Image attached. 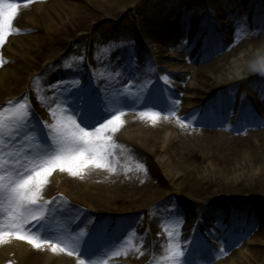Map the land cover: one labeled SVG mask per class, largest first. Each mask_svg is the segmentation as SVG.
Returning a JSON list of instances; mask_svg holds the SVG:
<instances>
[{
	"label": "rangeland",
	"instance_id": "rangeland-1",
	"mask_svg": "<svg viewBox=\"0 0 264 264\" xmlns=\"http://www.w3.org/2000/svg\"><path fill=\"white\" fill-rule=\"evenodd\" d=\"M62 1L74 5L73 12L80 6L82 7V13L77 11L84 22L87 23V27L73 34L68 42L59 45H35L29 42L30 39L43 38L45 36L44 33H21L19 37H15V40L8 44V49L3 53V59L6 63H4L5 70L2 73L8 72L7 70L12 71L8 72L11 79L7 81V78H1L2 75H0V90L3 92V95L0 96V109L7 106L9 100L22 99L27 96L31 109L38 108V110L45 113V118H48L46 107L53 108L60 102L53 105V103L48 102L50 99L44 94L42 89L40 94L34 90L35 84L39 86L38 80L42 81L45 76L52 72L53 79L50 80L48 85L45 86L43 84L44 89L57 80H64L65 84L70 87L75 85L74 81L68 79V77L73 74L79 75L83 72L79 76L82 77L80 84H83L90 75L96 78L101 74H105V72L109 73L110 69L120 63V61L116 60V57L126 56L127 50L134 52V64L145 57L147 60L149 59L157 63L161 71L164 70L169 73H171V70L176 73L183 72L180 75L185 76H175L178 78V80H175L162 71V76L158 79V85H161V89L170 94L174 90L178 96L189 99L191 103H194L193 106L196 107L197 103L203 100L207 101L210 98L212 99V96L217 94V92H211L209 93L211 96L202 95L199 90L208 89L204 87L203 83L198 82V80L208 78L210 75L209 68L213 63H216L222 68L226 66L227 62H229L227 65L229 66L232 61H235L234 58L225 61L235 51V48H237L235 47V43H231L230 41L232 39V33L234 32L237 35L236 25L238 23L241 24L242 21L249 18L247 12L242 17L235 15L234 7L237 6V2L245 4L243 0H206V4H209L212 11H214L210 15L213 18L212 23L217 24V21L220 22V39L223 41V48L214 52L211 59L209 58L204 62L201 59L190 62V60H184L185 57L181 58L180 55L183 54L178 50H171V47H166L162 40L165 35L173 36V34H169L167 31L171 25H175L179 21L178 19L184 8L189 6L197 14L200 8L205 5L196 4L198 0H123L118 4L115 3L114 7L110 10L106 9L104 12L99 11L96 14L94 13L91 18V9H85L88 8V5L83 2L84 0H58V2ZM247 1L249 6H251V1ZM260 1L264 6V0ZM32 7L37 9L36 14H44L45 5L33 4ZM36 9H34L33 13H35ZM31 13L32 11H30ZM65 16L64 23H70L69 15L64 13L63 17ZM260 18L263 19L264 17L261 16ZM33 34L39 35L38 37H33ZM207 39L209 40V36ZM220 39H212V42L217 44L220 42ZM257 48L260 47H255L251 50L254 58L261 60L264 58V49ZM168 50H171V57H169ZM184 54L188 56V54ZM81 57L83 58L82 60L80 59ZM110 60L111 63H109ZM224 62L226 63L223 65ZM24 64H27V66L21 72L22 74L19 75V70ZM67 65H71V68H68ZM185 65L188 67L187 69ZM13 66L18 67L15 70ZM75 68L77 69L71 75H63L67 71ZM150 70L152 73L151 65ZM261 70L263 76L264 66H261ZM165 75L169 77L167 84L163 80ZM144 76L143 78H145ZM260 80L263 81L254 82L245 86L246 89L244 92L233 100L232 108L238 106L239 103H243L247 110L250 109L253 112L254 107L263 100L264 78ZM18 81L20 83L23 82V84L20 86ZM199 84L200 86L198 88L197 85ZM99 85H103V82L98 80L94 86ZM188 86L190 87L189 94L187 92ZM157 88L160 87L157 86ZM54 93L60 95L57 87L54 88ZM192 98H194L195 102L192 101ZM59 105L62 106L64 104L60 103ZM177 111L181 112L183 110L177 108ZM254 115L260 121L261 113L259 114V111H254ZM254 117L251 116L252 119ZM249 126L251 132L247 135L245 133L241 134V136L223 133L211 136L200 133V131L195 132L197 129L193 132L188 128H181L179 135L177 134V137L180 138L177 140L180 146L190 149V151L184 149L182 152L191 154L193 161L190 162L194 163L191 168H198L197 173L189 174L182 173L181 171L180 174L178 173L176 175V179L173 182L167 177H164L165 186L163 183L162 185L160 184L159 188L142 189L141 191H144V193L137 197L140 201L139 208L130 210L118 207L119 205H114L113 208L104 210L96 206V208L90 206L94 208L92 210L85 207L87 211H96L99 214L94 216L93 221L96 220L95 218H105L112 227H116L115 239L119 241V246H123L124 249L115 247L113 252H119L118 255L114 254L115 257L120 254L124 255L130 259V263L128 264H167L162 259L166 254L168 243L165 225L167 231H173L174 233L179 231L181 246L191 252L193 249L188 241L192 240L194 223L197 216L200 215H204L206 220L204 221L205 229L202 233L203 235L198 236V241L213 243L219 237L224 239L234 236L236 233L231 232V227L222 229L223 222H210L213 218H216L214 215L217 212H219L218 214L226 212L223 214L225 216L226 214L233 213V210H236V219H240V221L242 219V223L245 221V218H241L239 212L246 211L242 215L244 213L246 215L252 213L255 220H257V225L250 231V234L256 232L257 228H262L258 234L263 233L264 129L253 126L252 123ZM216 128L218 127L216 126L214 129ZM185 167L183 166L182 170H186ZM88 170L90 173V169ZM185 174L187 176L186 179L180 176ZM196 174L206 176L210 182L202 183L203 185L197 184L201 186L200 192L191 195L190 188L189 190L183 188L188 186L189 183H195L194 178H196ZM223 174H230L233 178L229 182H224L228 186L221 183V180L224 178ZM59 176H65V174ZM177 198L186 204L188 203V208H190L182 209L183 214L187 213L183 222L185 226H180V222L172 218L174 213L171 212V208L175 209L176 207H171V205ZM74 203L75 201L66 206L77 209L74 206L76 203ZM83 204L87 205L88 201H85ZM233 206L236 207L234 208ZM247 207H251L253 212L256 214L259 213L260 215L263 214V216L257 217L253 212H249L246 209ZM58 225L61 226V223ZM239 225H241V222ZM55 226L57 225H52L54 228ZM91 227H93L92 224H88V228L90 229ZM227 229L230 230L229 233H227ZM222 230H224L223 235H221ZM239 231L242 233L239 237L242 238L226 250V252H232L234 248H237L239 252L245 247L244 252L234 261L230 262V260H233L230 256L229 259H226V263H222L244 264L246 262L247 264H262L261 261H264V239L260 238L261 236L259 235L251 237L247 234L248 237L242 228ZM243 239H246V244H239ZM253 239L255 242H252ZM195 247L196 250L200 249L201 252V250L206 248V245L203 244L202 246L198 245ZM193 256V258L189 256L191 259L188 260L193 261L194 264H197V262L201 264L200 261H197L198 256L196 254H193ZM257 256H259V259L256 258ZM93 258L97 260L98 264H111L106 258L96 259V256ZM218 260L219 258L217 257L211 258L205 260L204 264H217Z\"/></svg>",
	"mask_w": 264,
	"mask_h": 264
},
{
	"label": "snow or ice",
	"instance_id": "snow-or-ice-1",
	"mask_svg": "<svg viewBox=\"0 0 264 264\" xmlns=\"http://www.w3.org/2000/svg\"><path fill=\"white\" fill-rule=\"evenodd\" d=\"M35 2L37 0H25V7ZM19 7L14 0H0V48L9 36L21 34L20 29L13 28ZM236 34H247L243 24L236 25ZM116 60L120 61L115 68L118 74L121 69H127L122 73L127 83L112 92L104 85L94 86L92 75L80 84L82 77L73 74L68 79L73 80L75 86L70 87H64V80L55 81L65 107L60 114L48 109L51 123L38 122L27 96L0 109V245L16 239L37 250L51 249L54 254L75 255L78 264H86V261L98 264L93 257L101 251L112 252L118 244V240L110 238L105 218H95L97 222L89 229L88 223L93 219L89 217L80 228L73 229L71 220L75 218L67 215L72 211L70 206L66 208L62 198L46 199L44 195L50 178L57 171L80 179L90 167L116 173L115 164L120 161L116 157L115 150L119 146L115 134L124 125L125 109L134 110V105L128 103L126 89L133 83L131 69L135 54L127 50L126 56H117ZM4 63L0 56V67ZM163 80L167 84L169 77L165 75ZM161 94L152 88L146 92L142 103L155 106ZM179 103L176 99L167 109L169 116L175 115ZM139 116L155 125L161 112L141 111ZM257 126L264 127V122ZM113 157H116L115 164ZM139 168L147 173L143 163ZM172 218L182 222L183 213L178 207ZM53 222H63V227L53 229L50 227ZM165 231L168 243L162 259L167 264H194L188 260L191 252L181 246L179 231H167L166 225ZM188 243L202 246L206 242L191 240Z\"/></svg>",
	"mask_w": 264,
	"mask_h": 264
},
{
	"label": "bare ground",
	"instance_id": "bare-ground-1",
	"mask_svg": "<svg viewBox=\"0 0 264 264\" xmlns=\"http://www.w3.org/2000/svg\"><path fill=\"white\" fill-rule=\"evenodd\" d=\"M122 1L123 0H84L83 2L88 5V8H85L86 10L91 9V18L94 13L96 14V12L99 11L104 12L106 9L110 10L114 7L115 3L118 4ZM205 1L206 0H198L196 3L200 4ZM242 6L244 7V10L241 11L240 14H238L239 17H242L244 12L248 10V7H245L243 4ZM73 7L75 6L66 1L58 2V0H45L44 14H36L37 9L35 7H30L29 5L25 7V3H20L18 15L13 21V28L20 29V33H44L45 36L43 38L38 37L39 34H33V37L37 36L38 38L30 39L29 42L34 43L35 45L45 44L47 46H51L53 44H64L65 42H68L70 40L73 34H76L80 30H83L87 27V23L84 22L83 18L79 14V12H83L82 7L80 6L74 12ZM34 9H36L35 13H33ZM30 11H32L31 14ZM64 13H67L69 15L71 21L70 23H64V20L66 18V16L63 17ZM198 17L201 18L202 15L196 14L195 16H193V19H196ZM250 18L253 19V16H250L249 20H251ZM193 19L192 10L188 9L182 11V16L179 21H177L175 25H171L169 27V30L167 31V33L169 34H174L175 39L172 40L171 36L165 35L162 41L171 45L175 42L174 47L185 49L192 44L198 43V40L200 38L199 35L203 34L204 32L210 33L211 38H218V28H213L212 24L208 21V16L203 15L202 30L201 28L199 30L195 28ZM256 21L257 23L253 24V27L255 26V29H247V34L243 35L246 37L240 44L241 47L235 48V51L225 60L228 61L234 58L235 61H232L229 66H227L229 62H224L223 65L226 63V66H223L222 68H220L216 63H213L209 68L210 75L208 76V78H205L204 80H198V82L203 83L204 87L208 89H200L199 92L201 94L208 95V93L216 92L219 90H222L223 93L236 94L237 89L243 91V88H245V86H248L249 84L258 82L260 80L257 78V76L261 74V66H264V58H262L261 60H256L251 49L255 47H260L257 49H264V20L262 21L258 19ZM204 22L208 25L209 29H207V27L204 25ZM19 35L20 34L9 36L3 47L0 49H2L3 51L8 49V44L11 41L15 40V37H19ZM189 36L191 38H189ZM191 39H193V41ZM221 48V43H218L217 46H214L210 43L209 46L208 44L203 46L200 54L198 55H201L204 59H206L209 55L214 53L216 49L219 50ZM148 65H151L153 68L156 67L154 65V62L143 57L141 62H138L137 67H132L131 69V79L133 83H131L129 86L127 85V87L129 88L130 86H133L139 89L142 85H144L141 88L140 96L145 94L147 91H150L152 88L158 89L157 85H154V78L151 79V77H147L145 78V82H142L137 77V75L140 76V74L144 73V68H146ZM26 66L27 64H24L20 68L19 75L22 74L21 72L24 71V68ZM149 66L148 68H150ZM13 67L16 70V67L18 66ZM185 68L187 69L188 67L185 65ZM7 71L11 72L12 70ZM121 71L126 73L127 69H121ZM197 71L200 72L199 70ZM8 72L2 73V71H0V75H2L1 78H7L6 81L11 79V76L9 77ZM51 78L52 72L49 75L45 76L42 81L38 80L37 82L39 83V86L35 84L34 90H36L38 93L41 92V89L42 91L46 90L49 92L50 88L44 89L43 84H45V86L48 85ZM117 82L126 84V76L118 79ZM18 83L20 82L18 81ZM22 84L23 82L20 83V86ZM119 86L120 85H118L116 88L119 89ZM199 86L200 84L197 85L198 88ZM1 95H3L2 90H0V96ZM140 96L138 95L135 100H133L132 98H128V103L129 105H134V110L125 109V115L122 117L124 125L115 134V141L119 146L115 150L116 157H118L120 161L119 164H115L116 157H113V163L117 168L115 174H112L103 169L90 167L88 168L90 169V173L87 169V171L84 172L83 179H80L79 177H72L69 174L65 173H62L65 174V176H59L61 175V172L59 171L55 172L50 178V183L44 190L46 199L62 198V200L66 202V204L64 205L66 208L67 204H71L73 201H75L76 203V205H74L75 203L73 205L76 206L77 209L70 207L72 211L67 213L68 216L75 218L72 219L71 222H74L75 220V223H78V225H75L73 229L80 228L84 224V222L88 220L89 217H91V214H88L85 207H88L92 210H94V208L96 207L104 210L111 209L114 207V205H119L118 207H123L130 210L139 208L140 201L137 197L138 195L144 193V191H141L142 189L149 190L154 187L159 188L160 184L162 185L165 181L164 177H167L173 182L176 179V175H178V173L180 174L181 171L182 173L195 174L199 170L198 168H191L194 164L190 162L193 161V157H191V154L182 152L184 149L188 151H190V149L179 145L177 139H179L180 137H177V134L179 135V133L176 130V128H178V125H168L163 121H160V116L157 123L152 127V129H150L151 131L149 129V131H144L142 129V131L139 133H131V128H133L134 124L137 123V125H142V120L137 115L139 114V112H141V109L139 108V98L141 99ZM263 105L264 104H259L257 108H261ZM61 109L62 108L58 109V114H60ZM45 121L47 122V119H43V122ZM208 135H210V133H208ZM141 163L146 166L147 173L140 170L139 164ZM183 166H186V170H182ZM128 168H131L132 171H127ZM180 176L184 179H186L187 177L186 174ZM223 177L224 178L221 180V183L225 186L228 185L224 182L233 180L230 174H223ZM194 182L195 183L193 184L189 183L188 186L183 188L187 190H189L190 188L191 195H195L200 192L199 190L201 189V186L197 184L203 185L204 183H208L210 181L206 176L196 174ZM85 201H88L87 205L83 204ZM90 206H94V208ZM171 207H176L175 209L171 208V212L173 213L176 212L177 207L181 211L182 209H190L188 208V203L186 204L178 198L172 203ZM233 207L235 208L236 206ZM233 211L235 212L236 210ZM243 212L246 213V211H241L240 213L242 214ZM218 213L219 212L214 215L215 217H217L216 222L221 221L223 223H226L224 228L231 227L232 230H234V232L239 235L240 232L235 231L237 229L236 226L240 223V220H235L236 215H232V213H230L224 216L223 214L226 212H223L222 214ZM254 214L257 215V217L263 216V214L260 215L259 213ZM248 215H250V223L247 219H245L248 222V227L246 228L247 233L251 231V229L254 227V224L257 225V220H255L254 215L252 213H249ZM185 216H187V213L183 214V220L179 223L180 226H185L183 225ZM60 223L63 224V222ZM73 225L74 224H72L71 226ZM261 230L262 228H257L256 233L253 232L251 234V237L254 234L255 236L259 235L261 236L260 238L264 239V232L258 234ZM202 231H204L203 228ZM252 242H255V240L253 239ZM218 243L220 246L224 244L220 242ZM223 246H225V244ZM31 247L25 243L18 244L17 246H12L10 242L5 245H0V264H76V262H74L71 257L59 255L58 253L54 254L51 249H42L41 251L37 252L34 251L33 247L32 250ZM244 248L239 252L235 250L232 251L230 253V255H232L230 258L233 260H230V262L234 261L239 255H241L244 252ZM218 253H222L221 250L217 249V252H213L211 249L208 250V255L210 257H213ZM101 255L102 253L98 255V258H100ZM105 255L107 256L108 253H106ZM226 256V254L223 255V259L221 262H219V264L226 263V259H229V257ZM256 258L259 259V256H257ZM114 263L127 264L130 263V260L119 256V259L113 261V264ZM261 263L264 264V261H261ZM244 264L247 263L245 262Z\"/></svg>",
	"mask_w": 264,
	"mask_h": 264
}]
</instances>
